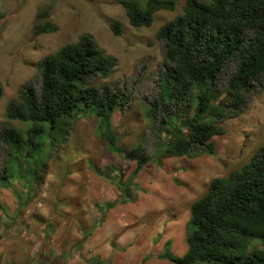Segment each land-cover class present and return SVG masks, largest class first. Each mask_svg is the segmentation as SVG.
I'll return each instance as SVG.
<instances>
[{
    "label": "rangeland",
    "instance_id": "1",
    "mask_svg": "<svg viewBox=\"0 0 264 264\" xmlns=\"http://www.w3.org/2000/svg\"><path fill=\"white\" fill-rule=\"evenodd\" d=\"M119 1L0 0V128L30 126L7 122L6 105L21 88L38 86L41 58L87 34L117 60L110 76L95 85L108 84L130 96L126 108L111 117L119 145L141 144L149 157L134 173L135 162L107 149L95 133L98 119L83 106L63 122L62 131L45 127L39 148L12 155L9 186L0 182V264H172L158 256L166 248L176 257L185 254L190 205L212 179L240 169L264 146V77L241 95L244 102L236 111L226 90L236 67L231 61L212 93V110L223 112L224 130L211 140L213 154L162 157L158 146L167 144L169 132L157 136L145 115L147 102L157 95L164 58L155 35L185 0H174L172 12H157L148 28L131 27ZM43 9L56 31L35 36L36 15ZM111 20L121 24L120 36L111 32ZM8 153L0 142V177ZM48 225L52 231L46 238Z\"/></svg>",
    "mask_w": 264,
    "mask_h": 264
},
{
    "label": "trees",
    "instance_id": "2",
    "mask_svg": "<svg viewBox=\"0 0 264 264\" xmlns=\"http://www.w3.org/2000/svg\"><path fill=\"white\" fill-rule=\"evenodd\" d=\"M119 4L133 28H148L157 12H172L176 7L174 0H145L143 7L136 0ZM108 25L114 36L122 34L118 21ZM55 31L49 11L40 10L33 34ZM155 37L164 58L158 92L147 102L145 115L157 136L169 132L167 144L158 146L159 153L166 158L213 154L211 140L224 130L219 125L223 112L212 110V93L225 66L236 63L226 89L230 107L236 111L244 102L241 95L251 92L264 77V0H185L180 13L164 23ZM116 65V58L87 34L39 60L38 86L21 88L18 98L5 108L7 122L30 126L25 131L12 125L0 128V142L9 151L5 174L0 177L3 185L10 183L12 155L24 148H39L45 127L62 131L63 122L80 106L98 119L95 133L107 149L135 162L134 173L149 162L141 144L120 146L112 129V114L126 108L129 94L108 84L95 85L97 79H107ZM3 91L0 81V99ZM187 114L190 120L184 123ZM188 229L182 257L168 248L158 257L172 264H264V146L240 169L211 180L205 193L190 205ZM48 231L46 238L50 225Z\"/></svg>",
    "mask_w": 264,
    "mask_h": 264
}]
</instances>
